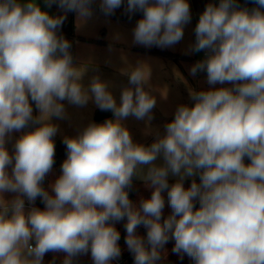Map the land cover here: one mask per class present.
Instances as JSON below:
<instances>
[{"label": "clouds", "instance_id": "9594fccd", "mask_svg": "<svg viewBox=\"0 0 264 264\" xmlns=\"http://www.w3.org/2000/svg\"><path fill=\"white\" fill-rule=\"evenodd\" d=\"M47 2L85 21L95 0ZM252 2V9L237 0L206 5L190 48L206 56L190 74L206 72L209 85L232 87L190 92L194 105L178 106L165 134L145 146L122 122L151 119L150 71L141 64L127 72L134 88L122 90L119 104L99 77L85 89V70L57 34L66 16L49 15L35 0H0V264H43L48 252H62L63 264H73L89 251L93 264H114L121 255L115 223L125 217L134 264H157L170 239L172 252L192 264H264V0ZM123 3L100 0L99 8L110 16ZM125 11L143 13L133 37L146 47L179 43L191 21L188 0H127ZM89 99L115 119L64 138L67 159L50 195L42 185L54 164L52 118H65L62 101L84 106ZM29 122L39 127L20 136L10 153L6 138ZM161 155L164 165L157 166ZM142 165H149L146 173ZM169 173L180 177L171 186ZM197 174L200 182L186 189L185 177ZM137 175L153 189L139 207L128 195ZM165 191L172 213L161 222ZM8 192L15 198L5 200ZM37 197L45 208L26 211L25 198ZM141 225L146 239L136 234Z\"/></svg>", "mask_w": 264, "mask_h": 264}, {"label": "rangeland", "instance_id": "374dc122", "mask_svg": "<svg viewBox=\"0 0 264 264\" xmlns=\"http://www.w3.org/2000/svg\"><path fill=\"white\" fill-rule=\"evenodd\" d=\"M93 14L90 18L85 21H81L78 19L77 14L73 12L72 21H73V35L77 37V40L74 44V61L73 64L85 70L81 84L85 89H88L91 81L94 77H99L100 80L104 81L108 85L109 91L114 96L117 104L121 102V93L124 88L133 87V85L129 84V76L127 72H130L133 67L137 65H141L144 67L145 72L150 71V79L148 84L145 86L151 89L149 92L155 98L157 103H164L167 106V101L171 100L174 97V90L171 89V83L176 81L177 87H181L183 91L180 93L181 98L190 97V92L193 91H201V90H209L211 88H220V87H232L230 84H216L209 85L207 83L206 72H198L196 75V82L194 80L193 75L189 73V76L185 80H179L177 82V74H182L181 69L177 66H181L179 64L175 65L172 63L174 60L167 58H162L157 61L162 62V66L155 69L156 63L151 61V64L142 63L141 58L146 60H151L149 55H134V53H127V46L124 44L129 43V36H121L118 34L117 29L113 26L114 18L112 16H106L99 8V4L92 5ZM61 9L60 7H57ZM64 11V10H63ZM201 12V11H200ZM67 20V15H65ZM193 27L191 29L188 28L185 31V36H189V40L193 36ZM121 43L125 47H122V50L115 49L114 45ZM191 43V42H190ZM190 50V48H189ZM198 59L201 61L204 58L201 57V54L195 52ZM167 59V60H166ZM167 62V63H166ZM167 64V65H165ZM154 70H157L156 76L157 82L161 81L159 85H155L151 79V74ZM178 79V78H177ZM195 89V90H194ZM148 90V89H147ZM173 90V91H172ZM65 107L66 116L64 119H57L56 117L52 118V123L58 126V132L53 138L54 141H64L65 137H75L77 136L89 123H103L108 119H115L113 113L111 111H102L100 110L92 99H89L88 103L84 106H77L68 103V101H62ZM195 102H190L187 106L191 107ZM33 108V116L34 118L39 116V110L36 108L35 104L32 103ZM166 110V108H164ZM97 112H102L103 118L99 121H96L95 114ZM156 110H152L151 119L145 118L143 120H138L134 116H129L125 120H123L124 126L129 130L132 139L135 143L142 144L145 146L151 145L158 136H163L165 134V125H161L162 119H159L155 116ZM38 124H33L32 130L22 129V135L26 132L34 131ZM20 137V136H19ZM247 159V158H245ZM154 164L157 166L164 165V160L162 155L154 161ZM149 165L140 166L141 171L143 173L147 172ZM62 173L58 171L57 168H52V170L45 177V190L48 191L50 195H55L52 190L51 185L54 184L56 179L60 177ZM180 179L179 176H174L169 173L168 183L169 186L176 183ZM199 179V175L197 174L195 177H185L183 183L184 187L187 189L190 187L191 180ZM134 183H132L131 189H133V196L130 199L134 205L139 207L141 200L150 199L153 189L146 186L145 182L139 177V175L133 177ZM130 189L128 190V195H130ZM10 194L9 198L7 195H4L5 200H12L15 197L14 194L8 192ZM165 199V206L162 212V220L166 219L172 213V209L168 204L167 191L162 193ZM36 202L30 203L25 198V210H29L32 207H35ZM199 206V205H198ZM45 208V203H43L42 209ZM127 219L120 220L115 223V227L117 231L120 233V239L118 241V245L121 249L120 257L114 262V264H134V256L129 251L128 246L125 242L126 239V225ZM136 234L145 238L147 236V229L141 225L136 229ZM174 240H169V242L164 246V249L161 250V260L157 262V264H191V260L188 256H181L172 252V248L174 246ZM65 254L62 252L54 253L48 252L43 258V264H63ZM73 264H93V260L91 258V252L89 251L87 254H82L73 259Z\"/></svg>", "mask_w": 264, "mask_h": 264}, {"label": "crops", "instance_id": "0c3cea01", "mask_svg": "<svg viewBox=\"0 0 264 264\" xmlns=\"http://www.w3.org/2000/svg\"><path fill=\"white\" fill-rule=\"evenodd\" d=\"M19 3L21 4H26L29 2V0H18ZM189 4H190V11H191V21L190 23H188L187 25L184 26V36L183 39L171 46V47H158V46H151V47H146L143 45H139L136 44L134 42V37H133V30L138 22V20H140L141 18H143V13L141 11H137L134 14H128L126 13L125 9L127 7V0H124L123 5L116 9L114 14H112V18H114L113 21V26H115L117 23V26H115V28L118 31V34L121 36H129V43L124 44L126 45L128 48L127 50L124 51H128L127 53H134V55H144V57H146V55H149V57L151 58V60H146L141 58L142 63H147V64H151V61L153 63H156V67L155 69L162 66V62H159V64L157 63V61H162L160 59L162 58H167L166 60L169 63V59H173L174 61L172 63H174L175 65L179 64L181 66H177L178 68L181 69V73L182 74H178L177 75V82H179V80H185L187 79V77L189 76L190 73V68L196 63V61H198V57L196 54H194V52H191L189 50V48H191L192 45H194V32H193V36L191 38V41L189 40V36H185V31L189 29H191L192 27L194 28V20L196 19V17H199L200 14L204 11L205 7L207 4L209 3H214L217 4L216 0H188ZM35 3L41 8V10L46 11L49 15L51 16H62L65 15V11H63V9H59L57 7L54 6H48V3L45 0H35ZM100 0H95V4H99ZM218 5V4H217ZM93 7V6H92ZM201 11V12H200ZM65 22V20H64ZM63 22V23H64ZM194 31V29H193ZM191 42V43H190ZM124 45H122L121 43L115 44L114 47L117 50H122V47H125ZM135 49H155L158 51H163V52H167L169 53L172 57H159V56H155V55H151V54H146V53H141L136 51ZM198 53V52H197ZM167 63V62H166ZM167 65V64H165ZM151 66L153 67V64H151ZM156 72L157 70H154L151 74V79L154 82L155 85H159L161 83V81L157 82V78H159L158 76H156ZM196 78H198L197 75H195L194 80L196 82ZM171 83V89L174 90V97L171 100L167 101V106H165V102L164 103H157L155 107L152 110H156L155 112V116H157L159 119H162V122L160 123L161 125H166L167 123L171 122L174 119V115H175V111L177 109L178 106L180 105H187L190 102H195L191 99V97L187 96L186 98H181L180 93L183 91V89L181 87H177L176 85V81L170 82ZM148 91H150L151 89H149L147 87ZM172 90V91H173ZM195 90V89H194ZM193 91V90H192ZM198 92V91H196ZM164 108H166V110H164ZM34 117V116H33ZM34 124V123H33ZM19 136H22V132L20 131H14L13 133H11L7 138H6V148L9 150V152H13L14 151V145L16 140L19 138ZM248 160V159H245ZM11 167L8 168V173L9 175H11ZM191 185V184H190ZM189 185V186H190ZM5 195H7V198H9L10 194L9 193H4ZM12 194V193H11ZM14 197L16 196L15 193H13Z\"/></svg>", "mask_w": 264, "mask_h": 264}, {"label": "trees", "instance_id": "16d2710c", "mask_svg": "<svg viewBox=\"0 0 264 264\" xmlns=\"http://www.w3.org/2000/svg\"><path fill=\"white\" fill-rule=\"evenodd\" d=\"M45 1L47 2V0H45ZM51 6L58 7V5L56 3H53ZM66 15H67V20L57 30V34L63 36L64 38H66L71 43L70 52L72 54L73 61H74V44H75V41L77 40V37L74 36L73 32H72L73 29H74L73 28V21H72L73 12H66ZM135 50L138 51V52H141V53L151 54V55H155V56H159V57H172L167 52L158 51V50H155V49H149V50L148 49H135ZM54 144H55V156H54V164H53L52 168H57L58 171L60 173H62V164L67 159V148H66V145L64 144V142L59 141V140L54 141ZM245 163L246 164L250 163V161L249 160H245ZM192 181L193 180L190 181V184L192 183ZM195 181L197 183H199L200 182V178L195 180ZM132 183H134V181ZM42 186L43 187L45 186V179L43 181V185ZM130 190L131 191H130L129 198L131 199L132 196H133V189L130 188ZM35 202H36L35 207L39 208V209H42V206H43V203H44L42 198L41 197H37ZM195 207L198 208L199 206L197 204H195ZM52 264H56V263H52ZM191 264H192V261H191Z\"/></svg>", "mask_w": 264, "mask_h": 264}, {"label": "water", "instance_id": "95a60500", "mask_svg": "<svg viewBox=\"0 0 264 264\" xmlns=\"http://www.w3.org/2000/svg\"><path fill=\"white\" fill-rule=\"evenodd\" d=\"M217 4H219V0H216ZM237 3L240 7H246L248 9H252L253 7H255V5L253 4L252 0H237ZM103 113L102 112H97L95 114V120L99 121L103 118ZM33 128V123L29 122V124L24 128V129H29L32 130Z\"/></svg>", "mask_w": 264, "mask_h": 264}, {"label": "built area", "instance_id": "2783aa9c", "mask_svg": "<svg viewBox=\"0 0 264 264\" xmlns=\"http://www.w3.org/2000/svg\"><path fill=\"white\" fill-rule=\"evenodd\" d=\"M198 20H199V17H196V19L194 20V43H195V40H196V37H195V27H196V25H197V23H198ZM199 53L201 54V57H202V58H205V56H206V52L201 51V52H199ZM198 61H200V60H198ZM198 61H196V62H198ZM195 204L199 205L198 200L195 201Z\"/></svg>", "mask_w": 264, "mask_h": 264}]
</instances>
